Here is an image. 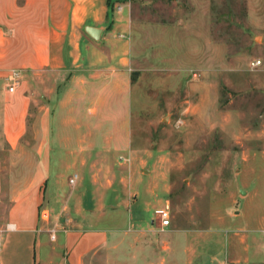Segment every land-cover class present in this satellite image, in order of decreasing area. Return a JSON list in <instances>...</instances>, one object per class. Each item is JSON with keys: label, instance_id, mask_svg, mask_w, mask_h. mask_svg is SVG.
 <instances>
[{"label": "crops", "instance_id": "1", "mask_svg": "<svg viewBox=\"0 0 264 264\" xmlns=\"http://www.w3.org/2000/svg\"><path fill=\"white\" fill-rule=\"evenodd\" d=\"M131 7L0 0V264H128L131 248L143 251L139 264L253 263L246 227L226 229L224 250L209 253L196 252L198 230L145 226L147 210L169 199L163 204L161 186L150 184L154 171L137 167L153 154L134 147ZM43 70L62 73L58 120L49 106L32 116L26 76Z\"/></svg>", "mask_w": 264, "mask_h": 264}, {"label": "rangeland", "instance_id": "2", "mask_svg": "<svg viewBox=\"0 0 264 264\" xmlns=\"http://www.w3.org/2000/svg\"><path fill=\"white\" fill-rule=\"evenodd\" d=\"M131 2L134 147L153 154L137 167L154 171L171 229L198 230L196 252L221 253L226 229L246 227L252 264H264V0ZM26 78L39 102L32 116L49 106L62 118V73ZM146 216L158 230L153 208ZM130 251L127 263H141L143 251Z\"/></svg>", "mask_w": 264, "mask_h": 264}, {"label": "built area", "instance_id": "3", "mask_svg": "<svg viewBox=\"0 0 264 264\" xmlns=\"http://www.w3.org/2000/svg\"><path fill=\"white\" fill-rule=\"evenodd\" d=\"M255 65L261 64V60H257L255 63ZM15 86L16 84H11L10 85V90L13 91L15 90ZM77 177V174H75L70 180L71 182H73L75 180V178ZM157 218L161 224V226H167L171 223V212L170 209L168 207H160L157 208L155 211ZM45 214L47 215V211L45 212ZM0 263H1V254H0ZM223 264H236V262L234 261H229V262H225Z\"/></svg>", "mask_w": 264, "mask_h": 264}, {"label": "water", "instance_id": "4", "mask_svg": "<svg viewBox=\"0 0 264 264\" xmlns=\"http://www.w3.org/2000/svg\"><path fill=\"white\" fill-rule=\"evenodd\" d=\"M244 193H245V191H244Z\"/></svg>", "mask_w": 264, "mask_h": 264}]
</instances>
